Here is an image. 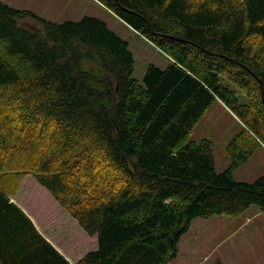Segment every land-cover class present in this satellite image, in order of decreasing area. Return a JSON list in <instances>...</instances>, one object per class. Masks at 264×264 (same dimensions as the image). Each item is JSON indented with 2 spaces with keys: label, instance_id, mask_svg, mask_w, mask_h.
<instances>
[{
  "label": "trees",
  "instance_id": "1",
  "mask_svg": "<svg viewBox=\"0 0 264 264\" xmlns=\"http://www.w3.org/2000/svg\"><path fill=\"white\" fill-rule=\"evenodd\" d=\"M97 1L167 65L139 82L102 19L54 22L0 0V264H72L10 200L26 174L96 235L74 264H166L192 219L264 212V173L233 177L264 149V0ZM215 100L240 124L220 172L212 141L188 139Z\"/></svg>",
  "mask_w": 264,
  "mask_h": 264
},
{
  "label": "rangeland",
  "instance_id": "2",
  "mask_svg": "<svg viewBox=\"0 0 264 264\" xmlns=\"http://www.w3.org/2000/svg\"><path fill=\"white\" fill-rule=\"evenodd\" d=\"M54 21H77L94 16L105 21L119 37L128 41L134 58L133 77L143 82L149 63L164 68L166 56L145 37L134 31L97 0H1ZM30 25L32 20L18 21ZM241 101L243 95L238 93ZM240 129L236 118L217 101L213 102L195 124L188 136L198 141H212L214 167L225 169L230 160L226 144ZM264 173V149L257 148L246 162L233 171L237 181L252 182ZM9 197L17 201L33 220L37 230L73 263L95 245L94 236L87 234L70 213L57 203L52 194L33 176L11 179ZM264 264V212L250 205L241 214L212 215L192 219L188 230L178 241L176 257L166 264Z\"/></svg>",
  "mask_w": 264,
  "mask_h": 264
},
{
  "label": "crops",
  "instance_id": "3",
  "mask_svg": "<svg viewBox=\"0 0 264 264\" xmlns=\"http://www.w3.org/2000/svg\"><path fill=\"white\" fill-rule=\"evenodd\" d=\"M128 42V41H127ZM128 48L130 49V44L128 43ZM131 50V49H130ZM131 52H132V50H131ZM215 101H217V102H219L220 104H221V106H223L224 107V105L219 101V100H215ZM214 101V102H215ZM10 200L12 201V202H14L15 204H17L26 214H27V216L31 219V217L29 216V214L26 212V210L23 208V206L22 205H20L17 201H15L13 198H10ZM32 220V219H31ZM32 222H33V220H32ZM33 224H34V222H33ZM35 225V224H34ZM36 227V226H35ZM90 236H94V238H95V245H94V247L92 248V249H90V250H93V249H95L96 247H97V239H96V235L95 234H92V235H90ZM54 246V245H53ZM55 247V246H54ZM58 250V249H57ZM90 250H87V251H90ZM70 263H72V264H74L79 258H81V257H79L74 263L71 261V260H69L60 250H58ZM86 251V252H87ZM85 252V253H86Z\"/></svg>",
  "mask_w": 264,
  "mask_h": 264
}]
</instances>
